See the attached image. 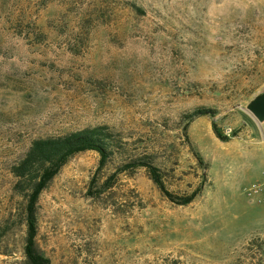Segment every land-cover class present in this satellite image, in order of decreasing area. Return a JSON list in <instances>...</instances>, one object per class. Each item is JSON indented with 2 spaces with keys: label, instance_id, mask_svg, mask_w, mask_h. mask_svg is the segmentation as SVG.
Segmentation results:
<instances>
[{
  "label": "rangeland",
  "instance_id": "374dc122",
  "mask_svg": "<svg viewBox=\"0 0 264 264\" xmlns=\"http://www.w3.org/2000/svg\"><path fill=\"white\" fill-rule=\"evenodd\" d=\"M263 90L264 0H0V264H26L14 165L96 126L118 152L75 155L39 200L51 264H264V200L247 194L264 185L247 110ZM138 159L195 200L120 172Z\"/></svg>",
  "mask_w": 264,
  "mask_h": 264
},
{
  "label": "trees",
  "instance_id": "16d2710c",
  "mask_svg": "<svg viewBox=\"0 0 264 264\" xmlns=\"http://www.w3.org/2000/svg\"><path fill=\"white\" fill-rule=\"evenodd\" d=\"M205 114H207L206 110H199L191 118L193 120V118ZM214 130L218 138L223 141L228 140L215 123ZM118 146L108 128L103 126L88 127L62 136L36 139L25 156L14 165L12 169L16 178L14 188L22 198L20 215L26 232L24 247L26 264H51V260L42 253L37 244V215L41 194L75 155L93 150L100 154L102 163H106L110 156L118 152ZM131 168H146L152 181L174 204L189 205L199 193L198 190H195L190 195L177 196L173 194L167 188L161 169L149 160L138 159L126 163L121 166L120 172Z\"/></svg>",
  "mask_w": 264,
  "mask_h": 264
},
{
  "label": "water",
  "instance_id": "95a60500",
  "mask_svg": "<svg viewBox=\"0 0 264 264\" xmlns=\"http://www.w3.org/2000/svg\"><path fill=\"white\" fill-rule=\"evenodd\" d=\"M247 110L260 122H264V90L247 105Z\"/></svg>",
  "mask_w": 264,
  "mask_h": 264
},
{
  "label": "built area",
  "instance_id": "2783aa9c",
  "mask_svg": "<svg viewBox=\"0 0 264 264\" xmlns=\"http://www.w3.org/2000/svg\"><path fill=\"white\" fill-rule=\"evenodd\" d=\"M248 196L252 201L263 202L264 200V185L263 184H254L248 189Z\"/></svg>",
  "mask_w": 264,
  "mask_h": 264
}]
</instances>
